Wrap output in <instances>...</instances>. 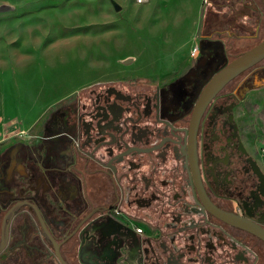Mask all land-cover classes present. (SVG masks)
<instances>
[{"label":"flooded vegetation","instance_id":"flooded-vegetation-1","mask_svg":"<svg viewBox=\"0 0 264 264\" xmlns=\"http://www.w3.org/2000/svg\"><path fill=\"white\" fill-rule=\"evenodd\" d=\"M252 40L245 51L264 40L261 21ZM233 48L229 63L245 52ZM219 71L202 87L184 78L169 88L97 83L64 101L35 143L0 153V264H62L57 250L67 264H264V125L254 100L264 60L195 125V105ZM111 214L134 223L133 248L99 246Z\"/></svg>","mask_w":264,"mask_h":264},{"label":"rangeland","instance_id":"rangeland-1","mask_svg":"<svg viewBox=\"0 0 264 264\" xmlns=\"http://www.w3.org/2000/svg\"><path fill=\"white\" fill-rule=\"evenodd\" d=\"M215 1L0 0V153L35 143L64 101L97 83L169 88L184 78L187 85L202 87L229 63L228 42L232 54L244 52L255 43L256 26L264 23L260 0H235L233 8L230 1L218 0L206 30L204 14ZM198 44L201 54L193 58ZM255 99L264 125V89ZM111 215L99 223V246L122 240L133 248L134 223ZM116 225L123 234L111 231Z\"/></svg>","mask_w":264,"mask_h":264},{"label":"water","instance_id":"water-1","mask_svg":"<svg viewBox=\"0 0 264 264\" xmlns=\"http://www.w3.org/2000/svg\"><path fill=\"white\" fill-rule=\"evenodd\" d=\"M264 2V0H263ZM116 10H120L118 5H115ZM264 60V40L256 45L255 47L245 51L230 63H228L224 68H222L206 85L200 98L198 99L194 114H193V124L197 125L200 119L208 107L212 99L219 94L225 86H227L232 80L236 79L242 73L253 68L255 65ZM57 256L62 264H67L66 261L61 257L59 251L57 250Z\"/></svg>","mask_w":264,"mask_h":264},{"label":"built area","instance_id":"built-area-1","mask_svg":"<svg viewBox=\"0 0 264 264\" xmlns=\"http://www.w3.org/2000/svg\"><path fill=\"white\" fill-rule=\"evenodd\" d=\"M148 0H136V2L138 3V4H144V3H146ZM200 45L198 44V45H196L194 48H193V50H192V56L193 57H195V56H197L198 54H199V52H200ZM136 232L137 233H140L141 232V229L140 228H136Z\"/></svg>","mask_w":264,"mask_h":264},{"label":"trees","instance_id":"trees-1","mask_svg":"<svg viewBox=\"0 0 264 264\" xmlns=\"http://www.w3.org/2000/svg\"><path fill=\"white\" fill-rule=\"evenodd\" d=\"M209 16H210L209 11H206V12H205V18H206V17H209Z\"/></svg>","mask_w":264,"mask_h":264},{"label":"crops","instance_id":"crops-1","mask_svg":"<svg viewBox=\"0 0 264 264\" xmlns=\"http://www.w3.org/2000/svg\"><path fill=\"white\" fill-rule=\"evenodd\" d=\"M202 19H203V18H202ZM201 24H202V23H201ZM63 99L65 100V98H63V96H62V101H64Z\"/></svg>","mask_w":264,"mask_h":264}]
</instances>
